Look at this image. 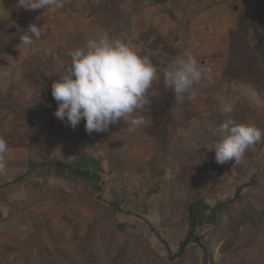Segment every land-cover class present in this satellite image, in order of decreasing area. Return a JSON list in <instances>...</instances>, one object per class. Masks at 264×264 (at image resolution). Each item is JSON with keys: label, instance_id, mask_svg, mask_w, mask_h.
<instances>
[{"label": "rangeland", "instance_id": "374dc122", "mask_svg": "<svg viewBox=\"0 0 264 264\" xmlns=\"http://www.w3.org/2000/svg\"><path fill=\"white\" fill-rule=\"evenodd\" d=\"M76 1L81 5L86 2ZM122 6L131 14L130 27L115 39L129 43L138 51L142 46L156 62L153 64L158 69L157 76L148 93L151 105L143 114L142 127L132 125L129 117V122L120 119L107 131L91 134L85 131L83 120L73 129L58 119L54 115L58 104L49 101L50 95L41 99L39 113L31 123L22 121L9 107L20 109L32 104L34 98H41L24 71L25 62H32L51 87L71 62L68 52L89 39L108 36L106 30L80 12L19 8L25 13L15 21L17 30L25 33L31 23H37L41 38H33L31 45L21 42L0 56V137L8 145L7 168L0 173V212L4 217L0 221L2 264H47L50 257L71 264L70 255H79L83 237L89 235L87 230L92 223L95 243L101 252L110 229L120 223L126 232L123 255L126 264H160L168 251H177L189 226L186 212L182 207L176 208L178 197H169L170 183L176 176L184 181L187 178L190 184L200 181L185 190L186 193L178 192L187 197V202L197 197L212 207L216 202L230 199L235 188L247 181L253 164L264 155L262 139L252 157L240 162V171L232 170L228 174L217 165L215 155L208 149L200 153L197 148L189 151L181 148L182 142L193 138L195 132H203L200 119L213 113L235 111L247 115L253 111L258 117L264 116V98L255 87L236 80L225 82L220 77L228 32L237 26L238 10H245L260 31H264V0H170L164 5H155L150 0H126ZM9 22L10 12L0 3V28ZM146 30L153 31L147 43L159 33L180 50L179 55L190 53L203 69H211L194 86L195 95L187 101L197 115L189 116L174 130L175 150L158 189L152 166L156 144L145 128L154 122L169 95L170 89L163 85V70L177 56L163 52L161 44L150 48L143 41L138 43L141 32ZM39 89L43 90L41 86ZM178 111H173L172 116L178 115ZM31 140L51 142L49 155H57L65 162L92 159L88 168L97 177L74 186L46 174L40 167L30 171L24 144ZM91 183L99 184L101 189L92 193ZM247 189L244 187L243 192ZM112 200L118 202L115 211L111 210ZM205 226L203 233H206L198 245L206 249L190 241L185 264H200L203 260L205 264H219L223 258L221 240L210 235V224ZM198 228L196 233L202 229ZM122 241L123 236L119 239ZM263 256L264 244L260 241L249 252L235 254L228 263L260 264Z\"/></svg>", "mask_w": 264, "mask_h": 264}, {"label": "trees", "instance_id": "16d2710c", "mask_svg": "<svg viewBox=\"0 0 264 264\" xmlns=\"http://www.w3.org/2000/svg\"><path fill=\"white\" fill-rule=\"evenodd\" d=\"M125 1L98 0L95 3L86 0L81 5L76 0L73 2L63 0L61 9L63 11L80 12L88 16L91 21L102 25L108 37L115 39L122 32H128L130 27L131 14L126 12L122 6ZM133 1L136 2L137 0H131V2ZM150 1L155 5H164L170 0ZM0 3L3 8L8 9L10 12V22L0 28V56H2L7 51L14 50L21 43V35L24 33L17 30L15 21L23 17L25 12H22L16 6L18 0H0ZM262 23L264 25V18ZM152 33L153 31L149 32L148 30L141 32L138 43L140 41L147 43ZM160 44V49L163 52L173 56L180 54V50L172 45L166 36H161L159 33H156L155 37L147 43L150 48L158 47ZM138 52L141 56H147L142 46H140ZM223 58L224 65L220 71V77L223 81L236 80L250 84L264 98V31H260L253 17L243 9L238 10L237 26L228 32V45ZM152 62L156 63L153 60ZM23 67L25 73L31 78L32 85L36 91H39L38 97L41 98H34L32 104L20 108L21 110L13 106L9 107V109L22 121L31 123L34 121L36 113H39L42 104L41 99L50 95L48 99L53 102L54 98L52 97L51 87L45 82L42 74L34 67L33 63L27 61ZM40 86L43 90L39 89ZM175 110H179V114L172 116ZM196 115L197 112L187 105V101L183 104H175V95L170 89L158 116L154 119V122L145 128L146 133L154 138L156 144L154 165H152L155 167L156 184L158 183L156 189L160 186L159 182H162V177L165 175L167 168L170 167V158L175 150L173 146L175 142L173 137L174 130L189 116ZM229 119L236 122L254 121L259 128L264 130V116L258 117L253 111H250L247 115L235 111L217 112L213 113L211 117L200 119V128L203 132H195L193 138L183 141L182 150L189 151L192 148H197L200 153L203 152V150L207 149L204 144H210L216 139L212 135V127ZM262 141L264 143V139ZM24 145L29 154L28 166L30 171L33 168L40 167L46 174L53 175L68 184H74V186H78V183L84 180L89 182L91 177H97V174L90 172L88 168V164L93 162L92 159L83 158L81 162H65L57 155L50 156L48 146H52V144L43 140H31ZM255 146L248 149L238 163H235L233 159L228 163L217 165L228 174L232 170L239 172L241 169L240 162L252 157ZM210 152V154L213 153V156L215 155L214 151ZM96 161L97 159H95ZM210 166L212 167V165ZM199 183L200 181L190 184L187 178L184 181L180 176H176V180L170 183L171 194L169 197L172 198L174 195L178 197L175 201L176 208L182 207L186 212L189 226L179 243L177 251H168L166 259H162L160 264H185L186 252L189 250L187 245L190 241L196 245L200 243V238H204L206 233H203L206 227L205 224L211 225L210 235L212 237L218 236L217 240H221L220 249L224 256L219 264H230L228 262L235 254L242 251H245V253L249 252L260 241L264 244V155L260 161L253 164V171L247 181L235 188L233 196L228 200L216 202L212 207L197 199V197H194V200L189 203L187 202V197L178 193H186L185 190ZM91 187L92 193L101 189V186L95 183H91ZM244 187H248V189L243 192ZM110 205L112 211L118 209L117 201H110ZM206 210H208V213L204 212ZM165 216L168 220V215L165 214ZM2 220H4V217L0 212V221ZM94 226L95 224H90L87 230L89 235L86 238L83 237L84 241L80 245L79 255L77 257L70 255L71 264H126V259H123V255L127 240L124 237L126 232H124L123 225L116 223V228L110 229L107 243L103 248L104 252H101L99 245L95 243V235L92 232ZM197 228L198 230L202 228L199 231L202 233L201 235H199V232L196 233ZM122 236L123 241L120 243L119 239ZM198 246L201 248L205 247L202 245ZM209 254L211 256L210 252ZM260 259V264H264V256L260 257ZM47 261V264H63L52 257ZM0 264L2 263L0 262ZM200 264H205V261L203 260Z\"/></svg>", "mask_w": 264, "mask_h": 264}, {"label": "clouds", "instance_id": "9594fccd", "mask_svg": "<svg viewBox=\"0 0 264 264\" xmlns=\"http://www.w3.org/2000/svg\"><path fill=\"white\" fill-rule=\"evenodd\" d=\"M19 8L29 11H55L63 7V0H18ZM43 14V12H42ZM39 17L36 18V20ZM21 35L25 45L41 38L37 23H31ZM69 65L51 86L52 97L57 102L54 115L73 129L81 120L85 131H107L120 119L136 127L145 125L144 113L151 105L149 89L157 76V67L148 56L120 39L106 35L89 39L83 46L68 52ZM194 55L177 56L163 70V85L175 95V104H183L195 95L194 86L205 77V72ZM139 113V114H136ZM216 139L204 144L214 151L215 161L238 163L246 151L264 139V130L254 121L226 120L212 127ZM8 145L0 137V173L8 164Z\"/></svg>", "mask_w": 264, "mask_h": 264}]
</instances>
